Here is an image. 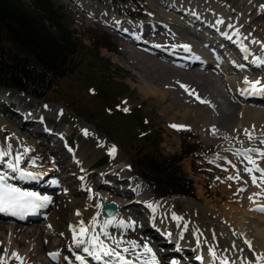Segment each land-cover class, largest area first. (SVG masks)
Instances as JSON below:
<instances>
[{
    "label": "bare ground",
    "instance_id": "obj_1",
    "mask_svg": "<svg viewBox=\"0 0 264 264\" xmlns=\"http://www.w3.org/2000/svg\"><path fill=\"white\" fill-rule=\"evenodd\" d=\"M73 1L86 11L84 8L86 4L82 0ZM207 1L209 2H205V0H160L162 6L157 9L158 12L156 13V15H159V20L154 18L137 24L123 22L125 27H120L122 31H120V24L117 22V30L132 45L125 48L131 60L141 68L146 69V73L158 74L159 79H162L161 81L164 83L162 84L164 87L163 93L166 96L171 94L173 105L178 107L179 112L184 111L182 120H189L196 124L201 122V125L203 124L202 131L204 128H208V134H205L203 141L216 145L217 156H215V160L218 164H223L219 162L232 164V173L236 175L229 172V166L225 168L231 174V178L234 176L240 181L238 186H241L243 192L239 193L240 197L237 198L239 202L235 200L232 202V204H236L235 207L238 209L233 205L225 207L229 214H221L223 219H221V226L218 232L235 246L234 254L227 255L228 253H224L225 255H221L214 246L205 242L199 234L197 225L191 218L192 223L186 221V218L182 220V231H180L179 227L171 232L164 230V235L173 237L171 241L177 236V247L175 243H171L176 247V249H173L172 255L167 256L154 252L152 245L157 246V242H159L156 248H160L169 242L166 236L157 232L161 236L158 237L150 228L145 230L147 233L151 232L149 238L146 236L144 238H133L129 236L132 233L136 235V227L135 230L129 226L120 227L121 229H118V231L123 236L118 241H122V243L119 248H116L113 241L105 237L101 232L104 221L110 218L102 216V202L100 200L97 201V199L102 197L105 201L114 202L116 195L128 196L134 193V191L128 189L126 190V195L118 194L117 183L110 185V187H113L111 190H108V185H104L107 188L104 189L101 184V188L103 191L105 190L102 195H95L92 190L86 189V186H81L82 184L76 186L75 190L73 189L74 194L89 193L87 199L83 201L90 204L86 211L77 212L79 215L73 213L74 215L72 214L70 220L64 224L60 213H50L53 207L55 209L60 207V198L58 197L60 194L56 193L58 184L50 183L47 185L41 181V177L47 173V175L59 174L58 176H62V183L67 189H70L72 185L75 187V182H80V179L85 178L80 175L78 179L73 180L80 166L72 161L71 154L63 144V139L66 138L64 133L68 131L67 127L71 128L72 125L77 124V121L70 118L72 120L71 124L65 126L62 132L59 133L47 128L44 122L38 125L34 117L35 110H28L25 107L26 103H30L29 100H38L19 94L18 97H21L20 99L24 103H22L23 107L21 108L20 101L17 99L18 109L8 112L2 111V113L8 117L21 116V121H23L21 124L22 128H25V126L29 128V125H32L30 127L31 134L39 143H43L46 149L41 156L36 155L32 151L30 152L31 146H24L25 141H23L19 132L14 129L1 130L3 134L0 131V150L10 151L11 154L5 156L3 162H0V173L10 178L12 182L23 184L30 193H36L40 197L47 196L51 198V201L45 207L39 208V212H43L47 216L49 230L58 244L52 241L46 243L44 241L46 239L45 231L34 226H29L30 230H14L27 225L39 224L38 222L35 223L34 221L36 220L33 218L27 219L17 223V226L10 229L12 235L9 238L10 242L6 240V251L3 255H0V264H34V256L30 257L29 254L18 252L16 236L21 237L23 240L34 239V243L37 246L36 251L39 254L47 252L45 260L49 264H81V261L76 259L77 256L83 258L84 264H102V261L95 260L83 250L85 247L91 250V243L77 245L76 239L80 237L77 235L76 239H74L73 229H76V233L79 234L81 222H83L84 227L89 229L88 236L83 237L86 241H90L92 235L98 234L105 244L116 248L127 259L136 263L146 264L151 262L152 256L155 255L158 264H173V261H175V264H218V262L221 263L218 257L219 254L221 255L220 257L227 260L228 264H236L235 261L238 264H264V212L256 210L259 207H264V182H262L261 172L255 171L254 166L245 156L237 155L238 152L245 149H260L264 151V144L260 143L261 140H264V94L242 92V90L248 88V85L244 83L245 78L249 81L259 79L264 83V66H257L254 63L257 58L264 59V40L255 39L257 37L253 36L251 32H247L250 22L245 25V16L238 17V15L224 9L219 0ZM242 1L247 4L249 10L254 11L258 15H264V7H260V13L257 9L251 8L254 0ZM255 1L263 2L264 4V0ZM163 15L166 17L162 18ZM106 24L111 27L116 25L113 21ZM168 28L169 31H167ZM228 37H231V39ZM216 39L219 40V43L214 41ZM184 45H188L190 50L186 51L183 47ZM242 48H247L248 51L244 52ZM245 56H247V59H245ZM217 77L222 81L223 88L216 85L219 82H217ZM2 91H0V106L4 108L10 102L9 100L12 99L1 95L8 93ZM10 94L15 95L18 93L10 92ZM216 96L225 100L223 106L220 105ZM3 122L4 117L1 116L0 123L2 124ZM33 125L37 127L33 128ZM246 129L252 134V140H249L248 136L245 135ZM88 133L91 140L90 144L93 140H96L101 143V146L105 145L103 139H100V136H97L92 129H89ZM9 145H11L10 149ZM17 146L20 147L21 151L24 148V153L20 155L18 167L24 172L34 174L37 177L36 179H22L19 172H13L7 167L9 160L15 163L16 156H19L16 152ZM85 153L76 155L75 159L83 162L87 155V152ZM248 156L256 161V166L264 169V157H261L258 152L248 153ZM46 160L47 162L51 160V162L50 165L44 167ZM22 165L27 166L23 169ZM246 168H253V172L250 174L245 171ZM253 176L257 178L256 183H253ZM229 184L231 183L227 181L226 186L229 189H233L234 186ZM139 197L130 204H125V208L130 212L131 210L134 211L132 208L143 200L142 198L139 199ZM116 204L118 205V203ZM75 208L83 210L80 207ZM149 209L155 213L154 208L149 207ZM120 213L121 205H118L117 214L111 218L113 223L119 219L125 225L132 224L131 217L128 216L129 221L127 217L124 218L123 216L120 219ZM93 217L96 218L94 229L92 227ZM254 219H259L260 225L256 224L253 221ZM0 221L2 220L0 219ZM112 226V224L108 226V232ZM6 228L8 227L4 223H0L1 230L6 231ZM117 228L119 227L113 226L112 229L117 230ZM188 230L193 232L192 235L194 237L191 236L192 239L187 236L186 232ZM184 231L185 233H182ZM4 234L6 235V233ZM182 234L186 235V242H192V244L180 241ZM109 235L111 236L110 233ZM132 241L139 247L131 249L129 242ZM145 245L152 249L151 253L144 252ZM125 247L130 248L131 251L124 253L123 248ZM181 248L190 249L189 260L183 263L176 259L179 255H182ZM210 249H214L216 253L215 260L209 251ZM228 251L226 250L225 252ZM14 253L16 255H13ZM53 254H55V258H53ZM252 256L254 260L250 262V257ZM257 260L259 261L256 262ZM246 261L248 262L246 263Z\"/></svg>",
    "mask_w": 264,
    "mask_h": 264
},
{
    "label": "rangeland",
    "instance_id": "obj_2",
    "mask_svg": "<svg viewBox=\"0 0 264 264\" xmlns=\"http://www.w3.org/2000/svg\"><path fill=\"white\" fill-rule=\"evenodd\" d=\"M22 2L27 4L28 0H22ZM53 2L62 7L64 19L75 33L76 42L80 48V53L69 65L70 74L58 79L56 88L44 98H37L16 89L0 87V91L8 92L1 95L13 100H9L10 102L8 101V105H5L4 108L0 106V117H4V122L0 123V131L4 129L16 130L25 141L24 146H31L30 152L32 151L36 155L41 156L46 146L41 142L39 143L31 134L30 127L32 125H29V128L26 126L22 128L21 116L8 117L2 113V111L8 112L18 109L17 99L20 101L21 108L23 107V101L20 99L21 97H18L19 94L38 100H29L30 103L25 105L28 110H35L34 117L38 125L44 122L47 128L59 133L65 126L71 124L72 120L77 121V124L75 123L71 128L67 127L68 131L64 133L66 138L63 139V144L71 154L72 161L80 166L73 180L78 179L80 175L85 178L80 179V182H75L76 185L75 187L72 185V189H67L62 183V176H58L59 174L47 175V173L41 179L42 182L58 184L56 193L60 194H57L60 198V207L58 209L53 207L50 213H60V217L66 224L73 213L86 211L90 204L84 202L89 193L74 194L73 191L76 186L82 184L81 186H86V189L92 190L95 195H102L105 190L103 191L101 184L104 189H107L104 185H108V190H111L113 187L110 185L117 183L116 186L118 187L116 188L119 191L117 189L116 191L118 194L126 195L128 189L134 191L132 195L128 196L116 195L115 200H113L121 205L120 219L123 216L124 218L127 217L129 221V217H131L132 224H129V227L134 230L135 227L137 228L136 235L132 233L129 237H150L151 232L147 233L146 228L152 229L151 231L158 237L165 234L164 230L171 232L179 227L182 231L181 223L186 218V221L190 223L195 222L204 241L214 246L221 255L224 253L233 255L235 246L218 232L221 219H223L221 214H229L225 207L228 205L235 207L236 204H232L233 200L239 202L237 198L240 197L239 193L243 192L241 186H238L240 181L234 176L230 179L231 174L225 168L229 166V172L232 173V164L229 162H219L224 165L218 164L215 160V156H217L216 145L203 141L205 134H208V128L206 127L202 131L203 124L201 125V122L196 124L189 120H182L184 111L179 112L178 107L173 105L171 94L166 96L163 93L162 84L164 83L161 81L162 79H159L158 74L146 73V69L141 68L131 60L125 48L132 45L120 32L122 31L120 27H125L123 22L137 24L154 18L159 20V15L156 13L158 12L157 9L162 6L160 0H138L134 4L123 3L120 0L116 2L112 0H82L86 4L84 6L86 11L77 6L73 0H53ZM205 2L209 1L205 0ZM219 3L224 9L238 15V17L245 16V19L243 18L245 25L250 22L247 32H251L253 36L257 37L255 39L264 40V15H258L249 10L247 4L242 0H219ZM260 7H264L263 2L254 0L251 8L257 9L260 13ZM165 17L162 16V18ZM112 21L116 25L111 27L106 24ZM117 22L120 24V31L117 30ZM241 23L243 24V22ZM217 79L219 82L216 85L222 87V81L219 80V77ZM10 92H17L18 94L14 95ZM216 99L223 106L225 100L220 97ZM172 125L182 127L174 128ZM34 127L37 126L33 125ZM89 129H92L97 136H100V139H103L104 146H101V143L96 140L90 144ZM1 133L3 134L2 131ZM113 147H115V154H112ZM16 149L19 156L24 153V148L21 151L20 147L17 146ZM186 151L190 153L184 155ZM85 152L87 155L83 162L75 159L76 155ZM139 152L165 156L183 154L180 167L186 179L190 181V187L193 188L192 196L162 197L155 194L153 187L143 180L135 166V157ZM51 160L48 162L46 160L43 166L50 165ZM25 166L27 165L21 167L24 169ZM78 173L80 174L78 175ZM232 174L236 175L235 173ZM227 181L234 186L233 189L226 186ZM137 196L143 200H139L140 204L132 208L134 211H128L124 205L130 204L134 199L136 200ZM148 205L154 208L155 213L149 209ZM75 207L83 208V210ZM174 215H178L176 217L181 219H174ZM0 219L5 221H0V223H4L8 227L6 231L0 229V255H3L6 251V243L7 241L10 242L9 238L12 235L10 229L17 226V223ZM258 220L254 219L253 221L260 225L261 222ZM34 222L39 224L27 225L14 230H30L28 227L34 226L45 231L46 239L44 241L46 243L49 241L56 243L49 230L48 218L44 213ZM120 222L119 219L118 221L115 220L112 225L115 227ZM158 226L160 227L159 230ZM112 228H109L112 231L109 230L108 232L111 234L110 237L120 240L123 234L119 233L118 229L121 228L119 227L117 230ZM186 233L189 238L194 237L192 231L188 230ZM172 238V236L167 237L169 243L160 248H156L159 244L157 242V246L152 245V249L159 254L172 255L175 246L171 243L176 244L177 236L174 238L175 242H173L174 240L171 241ZM185 238L186 235L182 234L180 241L186 242ZM16 239L18 252L29 254L30 257L34 256V264H49L45 260L47 252L39 254L36 251L37 246L34 239L23 240L17 236ZM186 243L192 244V242ZM189 250L181 248L182 255L176 259L180 263L189 260ZM226 250L229 251L225 252ZM221 255L218 254V257L222 262L224 258L220 257ZM250 259V262H253V256ZM235 263L238 264L237 261ZM218 264L221 263L218 262Z\"/></svg>",
    "mask_w": 264,
    "mask_h": 264
},
{
    "label": "trees",
    "instance_id": "obj_3",
    "mask_svg": "<svg viewBox=\"0 0 264 264\" xmlns=\"http://www.w3.org/2000/svg\"><path fill=\"white\" fill-rule=\"evenodd\" d=\"M62 11L53 0H0V87L44 98L58 79L70 74L80 48ZM184 155L139 152L134 162L158 196H192L180 167Z\"/></svg>",
    "mask_w": 264,
    "mask_h": 264
},
{
    "label": "snow or ice",
    "instance_id": "obj_4",
    "mask_svg": "<svg viewBox=\"0 0 264 264\" xmlns=\"http://www.w3.org/2000/svg\"><path fill=\"white\" fill-rule=\"evenodd\" d=\"M222 22V21H221ZM231 39V37H228ZM186 51H189L190 48L188 45L183 46ZM244 52H247V48H242ZM245 59H247V56H245ZM254 63L257 64V66H264V59L257 58ZM241 67H243L241 65ZM244 83L248 85V88L242 90V92L248 93V94H264V83L261 82V80L257 79L254 81H249L247 78H245ZM183 87V86H182ZM206 102V101H201ZM127 111V109H125ZM174 128H179L182 126L172 125ZM245 135L248 136L249 140L253 139V136L251 133L248 132V130H245ZM261 144H264V140L260 141ZM11 148V145H9V149ZM251 152H258L261 157H264V151H261L260 149H245L244 151H240L237 153V155H243L245 156L249 162L254 166L255 171L261 172L262 176V182H264V169H261L260 167L256 166V161L252 160L250 156H248V153ZM10 151H3L0 150V162H3L4 157L10 155ZM112 154H115V147L112 149ZM20 163V156H16L15 163H13L11 160L7 162V167L10 168L13 172H19L20 177L28 178V179H36L37 177L32 173H27L22 171L18 165ZM245 171L249 172L250 174L253 172V168H246ZM231 179V177H230ZM256 177L253 176L252 180L253 183H256ZM243 190V189H241ZM51 201L50 197L44 196L40 197L36 193H30V192H23L19 188L13 187L6 182V177L4 175H0V212L2 213H10L12 215H24L28 212H34L39 208L45 207L47 203ZM151 207V205H149ZM257 211L264 212V207H259L256 209ZM79 215V213H77ZM174 219H181L180 217H176L174 215ZM113 221L110 219L105 220L103 226L101 227V232L103 235L113 241V243L116 245V248H119L122 241L115 240V238L110 237L107 228L110 224H112ZM96 226V218L93 217L92 221V227L93 229ZM118 227H127L130 225H125L123 221H121L118 225ZM74 233V239H76L77 235H79L80 238L76 239L77 245H82L85 243H91V250L88 247H85L83 250L87 252L90 256H92L97 261H102V264H133V261L127 259L124 255L121 254V252L117 251L116 248L110 247L109 245L105 244L103 240L99 238V235H92L90 241H86L83 237L88 236L89 229L83 226V222H81V228L79 234L76 233V229H73ZM131 244V249L139 247L134 241L129 242ZM130 248L125 247L123 248L124 253H129L131 251ZM211 255L213 259H216V253L214 250L210 249ZM144 252L151 253L152 249L149 248L147 245L144 246ZM13 255H16L15 253ZM53 258H55V254H53ZM107 258V259H106ZM139 259V257H137ZM76 259L81 261V264H84V260L82 257L77 256ZM151 264H157V261L155 259V255L152 256ZM173 264H175V261H173ZM221 264H228L227 260L221 262Z\"/></svg>",
    "mask_w": 264,
    "mask_h": 264
},
{
    "label": "water",
    "instance_id": "obj_5",
    "mask_svg": "<svg viewBox=\"0 0 264 264\" xmlns=\"http://www.w3.org/2000/svg\"><path fill=\"white\" fill-rule=\"evenodd\" d=\"M102 202V216L104 218H112L118 212V205L114 202L105 201L102 197L99 198Z\"/></svg>",
    "mask_w": 264,
    "mask_h": 264
}]
</instances>
